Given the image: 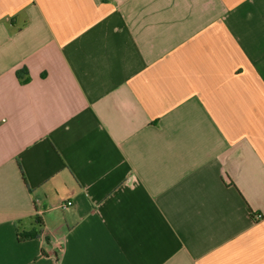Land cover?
<instances>
[{"label": "crops", "instance_id": "obj_1", "mask_svg": "<svg viewBox=\"0 0 264 264\" xmlns=\"http://www.w3.org/2000/svg\"><path fill=\"white\" fill-rule=\"evenodd\" d=\"M257 214L264 0H0V264H264Z\"/></svg>", "mask_w": 264, "mask_h": 264}, {"label": "built area", "instance_id": "obj_2", "mask_svg": "<svg viewBox=\"0 0 264 264\" xmlns=\"http://www.w3.org/2000/svg\"><path fill=\"white\" fill-rule=\"evenodd\" d=\"M69 205H71V203H68L67 205H62L63 206V208H67ZM263 215L262 214H257V215H255L254 216V218H255V220H257V221H260V220H262L263 219Z\"/></svg>", "mask_w": 264, "mask_h": 264}, {"label": "trees", "instance_id": "obj_3", "mask_svg": "<svg viewBox=\"0 0 264 264\" xmlns=\"http://www.w3.org/2000/svg\"><path fill=\"white\" fill-rule=\"evenodd\" d=\"M36 235V234H35ZM33 236V235H32ZM32 236H29V237H32ZM25 237H28V236H25Z\"/></svg>", "mask_w": 264, "mask_h": 264}]
</instances>
